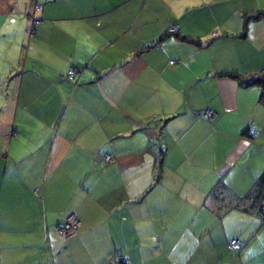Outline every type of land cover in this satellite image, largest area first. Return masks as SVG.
I'll return each instance as SVG.
<instances>
[{
	"label": "crops",
	"instance_id": "0c3cea01",
	"mask_svg": "<svg viewBox=\"0 0 264 264\" xmlns=\"http://www.w3.org/2000/svg\"><path fill=\"white\" fill-rule=\"evenodd\" d=\"M35 1L0 0V264H264L261 89L220 75L264 71V0Z\"/></svg>",
	"mask_w": 264,
	"mask_h": 264
},
{
	"label": "trees",
	"instance_id": "16d2710c",
	"mask_svg": "<svg viewBox=\"0 0 264 264\" xmlns=\"http://www.w3.org/2000/svg\"><path fill=\"white\" fill-rule=\"evenodd\" d=\"M38 1V0H37ZM39 3H41L40 1H38ZM41 6H42V3H41ZM258 14V15H257ZM264 15V12H257L255 15H253L252 18H259L260 16ZM39 20V19H38ZM37 26V25H36ZM36 26L34 27V29L36 28ZM173 27H175V30L172 29ZM169 31H167V34L169 36H173V38L177 39V40H180L182 42H187V43H191V44H201L199 43V40H193L191 39L190 37L188 36H184V35H180L179 33H177V27L176 26H173ZM75 75L76 73H74L73 77L69 78L67 76V73H66V76L69 80L73 81L74 78H75ZM220 75H224V76H227V77H230L234 80H237L241 85L243 86H249V85H252V84H255V85H258L261 89V95H260V99L264 102V71L261 73L260 76L256 77V78H253V79H250L248 77H245L243 75H240L239 73L237 72H224V73H220ZM106 156V155H105ZM162 156V155H160ZM160 161L162 160L161 157L159 159ZM215 188H213V190H215ZM253 195V197L251 196ZM250 197H252V201H253V205H250L249 207H247V210H249L250 212L254 213L255 215H257L261 220L264 221V204H260V203H264V171L262 173V175L260 176V178L258 179V181L256 182L255 186L253 187V193L247 195L245 197L246 200H249ZM254 203H257L258 205L254 204ZM70 214L66 215L69 216ZM75 215V214H74ZM66 217H64L63 219V222L60 224L62 225L66 219ZM77 218V217H76ZM79 222V221H78ZM59 226V225H56L54 227V230L56 229V227ZM79 226V225H78ZM56 231V230H55ZM57 232V231H56ZM78 232V231H77ZM58 233V232H57ZM61 235V234H60ZM72 235H75L74 233L71 234V235H68L67 237H70ZM64 237V236H63ZM124 257V256H122ZM121 257V258H122ZM121 260V259H120ZM123 263V262H122ZM128 263V261H127Z\"/></svg>",
	"mask_w": 264,
	"mask_h": 264
},
{
	"label": "built area",
	"instance_id": "2783aa9c",
	"mask_svg": "<svg viewBox=\"0 0 264 264\" xmlns=\"http://www.w3.org/2000/svg\"><path fill=\"white\" fill-rule=\"evenodd\" d=\"M41 3L38 1H35L34 5L32 6V11H31V18H30V28L32 29L38 22V18L35 17V12L39 11L41 9ZM175 30V28H172ZM74 73H76V69L72 67L68 72L67 76L69 78L73 77ZM212 115V112L209 110H206L204 113V117L208 118ZM249 134L252 135L253 137L255 136V132L253 130L249 131ZM112 154H107L105 156L106 162H111L112 161ZM79 222L78 219L74 214H70L69 216L66 217L64 223L62 225H59L56 227V231L61 234L64 237H67L68 235L73 234L76 229L78 228ZM240 243L236 239H232L229 242L228 249H239L240 248ZM121 262L127 264V258L122 257Z\"/></svg>",
	"mask_w": 264,
	"mask_h": 264
},
{
	"label": "rangeland",
	"instance_id": "374dc122",
	"mask_svg": "<svg viewBox=\"0 0 264 264\" xmlns=\"http://www.w3.org/2000/svg\"><path fill=\"white\" fill-rule=\"evenodd\" d=\"M29 18H31V13H30V16H29ZM111 162H113V158H112V161H111ZM111 162H108V163H111ZM78 229H79V226H78V228L76 229V231L74 232V234H76V233H77Z\"/></svg>",
	"mask_w": 264,
	"mask_h": 264
}]
</instances>
